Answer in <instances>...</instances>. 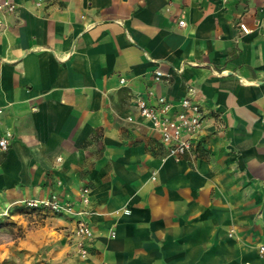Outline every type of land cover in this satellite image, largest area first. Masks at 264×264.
I'll return each instance as SVG.
<instances>
[{"label":"crops","instance_id":"obj_1","mask_svg":"<svg viewBox=\"0 0 264 264\" xmlns=\"http://www.w3.org/2000/svg\"><path fill=\"white\" fill-rule=\"evenodd\" d=\"M16 2L0 29V233L17 232L0 262L264 264V0ZM159 96L203 113L179 160L135 102ZM84 187L82 255L73 216L23 200L79 208Z\"/></svg>","mask_w":264,"mask_h":264},{"label":"built area","instance_id":"obj_2","mask_svg":"<svg viewBox=\"0 0 264 264\" xmlns=\"http://www.w3.org/2000/svg\"><path fill=\"white\" fill-rule=\"evenodd\" d=\"M229 0H219L226 4ZM36 4H42L44 0H35ZM16 0H0V29L4 25L6 14L17 10ZM179 25L184 26L185 21L179 20ZM243 31L248 29L244 24H240ZM160 69L155 71V80H160L163 76H170ZM123 81V79H121ZM189 90H192L189 87ZM136 105L139 113L149 123L154 131L160 134L161 140L167 149V156L179 160L189 153L193 147L194 140L197 138L203 128V113L198 102L190 97H184L180 100L178 107L168 101L165 97L159 96L156 104H149L144 98H136ZM129 121L133 120L128 116ZM11 134L6 132L5 136L0 137V148L6 150L9 146V137ZM89 188L84 187L80 192L82 206L75 208L71 203L61 202L56 194L41 199H25L23 204L33 210H45L52 213H67L75 219L74 233L79 237L78 248L82 255H85L84 242L93 237V230L89 225L86 216L89 213ZM259 254L264 256V243L258 246Z\"/></svg>","mask_w":264,"mask_h":264},{"label":"rangeland","instance_id":"obj_3","mask_svg":"<svg viewBox=\"0 0 264 264\" xmlns=\"http://www.w3.org/2000/svg\"><path fill=\"white\" fill-rule=\"evenodd\" d=\"M1 232L3 233H0V241H2L5 238L10 237L11 235L15 234L17 231L10 230V231H1ZM0 264H7V260L0 262Z\"/></svg>","mask_w":264,"mask_h":264}]
</instances>
